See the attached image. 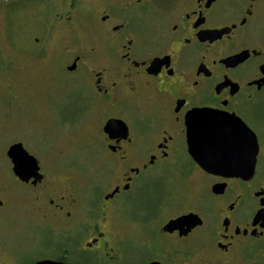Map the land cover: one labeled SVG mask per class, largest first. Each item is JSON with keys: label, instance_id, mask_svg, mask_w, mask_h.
Here are the masks:
<instances>
[{"label": "flooded vegetation", "instance_id": "af4514ba", "mask_svg": "<svg viewBox=\"0 0 264 264\" xmlns=\"http://www.w3.org/2000/svg\"><path fill=\"white\" fill-rule=\"evenodd\" d=\"M26 2H12L13 56L0 58V106L26 109L42 127L89 123L88 141L118 178L89 220L79 215L82 190L57 179L58 159L71 148H53L51 165L50 137L36 148L25 137L10 141L0 150V259L20 264L16 250L2 258V219L15 193L39 215L31 227L56 230L61 240L55 254L30 264H85L82 253L113 261L133 233L140 264H264V0ZM60 109L70 113L60 117ZM199 112L213 118L202 126H216L227 142L240 139L232 124L243 125L254 157L227 175L199 165L187 142L188 117L195 123ZM18 144L38 167L26 180L13 170L17 150L7 154ZM145 175L169 183L156 185L151 205L119 233L106 206ZM186 215L187 223L169 225Z\"/></svg>", "mask_w": 264, "mask_h": 264}, {"label": "rangeland", "instance_id": "374dc122", "mask_svg": "<svg viewBox=\"0 0 264 264\" xmlns=\"http://www.w3.org/2000/svg\"><path fill=\"white\" fill-rule=\"evenodd\" d=\"M12 2L13 0H0V58L2 61L11 59L13 56L10 48L12 38L8 28L10 12L15 8ZM18 2L19 7L27 3L26 0H18ZM19 11L20 8H16V13ZM69 113L70 109L58 111L60 117L63 114L67 116ZM38 115H41V112H38ZM31 116L32 112L26 109L9 110L3 105L0 106V150L17 137H25L33 144L30 146L34 148L43 146L47 137H50V141L54 143H50L47 147L49 155L46 162L52 165L56 161L51 159L50 153L54 151L53 148H71L68 155L58 159L59 174L57 179L59 182L70 180L82 190V208L79 215L86 216L89 220L98 216L99 204H103L101 197L107 194L112 185L117 182L118 170L110 164L107 157L96 154L88 141L89 123L81 122L73 128L65 129L42 127V124L32 120ZM2 174L5 177L3 170ZM178 178L181 181V189L185 191V180L179 176ZM163 182L167 183L168 181L163 180ZM163 182L155 180L152 175H145L139 179V187L131 195L122 194L119 198L108 203L106 216L111 222L116 223L117 232L121 233L124 228L128 227V220L125 219L137 217L139 209H145L151 205L156 185ZM5 186H7L6 183ZM14 195L15 198L2 219L3 235L1 238L7 249L2 258L19 252L21 254L19 256L20 264H30L35 257L42 254H55L61 244L58 232L51 228L35 231L31 226L39 222V215L24 198H19L15 193ZM130 225L129 223V229H131ZM130 238L132 241L128 245V252L119 259L103 263L93 253H82L77 257V260L85 264H140L142 254H137L136 247L139 244L136 241L137 236L133 233Z\"/></svg>", "mask_w": 264, "mask_h": 264}, {"label": "water", "instance_id": "95a60500", "mask_svg": "<svg viewBox=\"0 0 264 264\" xmlns=\"http://www.w3.org/2000/svg\"><path fill=\"white\" fill-rule=\"evenodd\" d=\"M213 121L212 116H209L206 112H199L194 116L196 122H193L191 117H188L187 122V142L188 150L191 157L204 169L213 172H221L225 175L236 172V169L242 166L247 160V156L254 157L256 152V143L252 140V136L248 134V130L242 125L232 124L234 134L232 136H238L240 139L237 141L227 142L226 139H219L220 132L216 126L205 128L202 126V120L207 119ZM225 136L227 134H224ZM24 151L33 161V170L38 169L36 160L30 156L21 146L13 145L9 148L7 154L9 157L13 156L12 153L15 150ZM252 151V152H251ZM250 153V154H249ZM252 153V155H251ZM15 174L21 179L26 180L29 173L21 174L19 165L16 162V155L14 157ZM252 170V166H251ZM107 198V197H106ZM190 215L181 216L175 220L170 221L169 225L176 226L177 224H185L191 220ZM34 264H65L54 260H41ZM155 264V263H151Z\"/></svg>", "mask_w": 264, "mask_h": 264}, {"label": "snow or ice", "instance_id": "6c2138e0", "mask_svg": "<svg viewBox=\"0 0 264 264\" xmlns=\"http://www.w3.org/2000/svg\"><path fill=\"white\" fill-rule=\"evenodd\" d=\"M15 155L16 162L20 168V173L22 175L25 173H30L33 170L34 161L28 155H26L24 151L21 150H17ZM0 264H7V262L0 259Z\"/></svg>", "mask_w": 264, "mask_h": 264}]
</instances>
